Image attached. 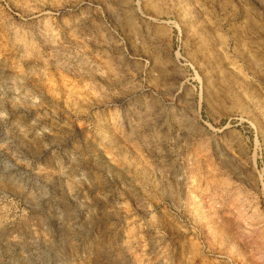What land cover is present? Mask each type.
Here are the masks:
<instances>
[{
	"label": "rangeland",
	"instance_id": "374dc122",
	"mask_svg": "<svg viewBox=\"0 0 264 264\" xmlns=\"http://www.w3.org/2000/svg\"><path fill=\"white\" fill-rule=\"evenodd\" d=\"M0 264H264V0H0Z\"/></svg>",
	"mask_w": 264,
	"mask_h": 264
},
{
	"label": "bare ground",
	"instance_id": "6f19581e",
	"mask_svg": "<svg viewBox=\"0 0 264 264\" xmlns=\"http://www.w3.org/2000/svg\"><path fill=\"white\" fill-rule=\"evenodd\" d=\"M2 225V224H1ZM5 227V226H4ZM11 237V236H10ZM11 240V239H10ZM12 240H14V238L12 239Z\"/></svg>",
	"mask_w": 264,
	"mask_h": 264
}]
</instances>
